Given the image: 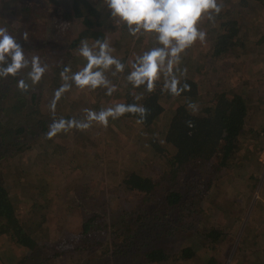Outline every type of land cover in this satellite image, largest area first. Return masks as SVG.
I'll use <instances>...</instances> for the list:
<instances>
[{
	"label": "rangeland",
	"instance_id": "rangeland-1",
	"mask_svg": "<svg viewBox=\"0 0 264 264\" xmlns=\"http://www.w3.org/2000/svg\"><path fill=\"white\" fill-rule=\"evenodd\" d=\"M241 1L222 0V3L228 16L242 11L247 24L242 27L241 35L245 36L246 46L236 47L219 63H210L211 59H203L206 54L211 53L210 42L203 44L199 41L181 54L180 61L183 63L186 57L191 56L193 64L200 63L196 78L201 80L202 94L197 111L203 109L205 103L214 99L215 95L223 92H239L248 99V134L243 139V149L239 150L242 154L245 153L244 162H241L238 152L232 166L223 172L218 168L221 164L219 160L209 165L197 163L186 166L178 178L177 190L186 201L193 203L192 207L196 210L192 216V221L196 222L195 229L188 235L182 232L169 233L167 229L158 244L171 255L188 245L195 248L202 261L210 259L215 263L219 259L224 264H243V253L250 251L249 255L253 258L248 264H264V40L261 44L258 42L264 37V1L245 0L246 4H241ZM64 7V11H72L68 5ZM81 22L82 19L72 22L49 19L45 22L47 37L55 41L60 38L71 41L83 30ZM204 26L207 27L204 22L199 25L200 28ZM122 29L123 26L118 32H109L107 37L111 47L115 49L113 55L118 59L127 56L130 61H134L137 55L155 46L153 34H137L132 38L129 32ZM116 40H121L122 47L118 48ZM88 42L90 46L94 44V41ZM82 60L84 58L77 49L73 61V67L77 71L85 64ZM109 74L112 75L111 72ZM112 83L117 85V90L111 96L106 95V89L103 88L94 91L76 88L70 90L56 102L55 110L58 108L60 113L71 116L68 120L76 115L82 120L86 116L83 110L88 105L95 106L92 110L98 112L116 103H126L127 95L132 94L135 89L125 79H113ZM162 83L163 80L157 82L156 86L159 87ZM34 88L33 92L40 96L41 84ZM54 94L43 92L44 97H39L34 105L31 103V95L25 96L43 118V115L53 117L58 114L50 108ZM178 102L174 98L164 103L165 112L149 129L137 124L135 120L121 116L120 121L109 119L106 127L92 122L87 130L73 128L51 138L35 131L36 145L33 151L21 154L13 151L3 159L0 175H6L3 176L7 181L6 185L11 188L10 193L16 195L18 217L35 247L31 249L20 246L17 251L12 252L4 244V237L11 244L13 241L9 235L2 234L0 262L150 264L143 258L134 262L135 260L132 261L121 253L114 256L113 251L118 250L109 246L110 243L106 240L97 245L99 248L94 252L97 255H89L85 252L87 246L80 243L83 238V223L95 216H102L104 223L108 225L121 221L128 223L132 216L142 211L160 208V193L163 190H159L153 198L145 197L129 191L124 181L132 173L160 182L165 174L168 175L171 166L169 159L163 160L157 156L154 146L168 148L165 133L180 104ZM16 182L19 183L18 186L15 185ZM154 203L159 204L152 205ZM188 220L191 222V218ZM204 226L215 227L227 233V239L214 252L206 249L202 236ZM106 236L105 239L109 240L110 235ZM77 244L80 247L75 249ZM11 248L16 249L12 245ZM122 248L126 246L122 245ZM144 251H147L146 248L141 250L142 253Z\"/></svg>",
	"mask_w": 264,
	"mask_h": 264
},
{
	"label": "trees",
	"instance_id": "trees-1",
	"mask_svg": "<svg viewBox=\"0 0 264 264\" xmlns=\"http://www.w3.org/2000/svg\"><path fill=\"white\" fill-rule=\"evenodd\" d=\"M255 1L263 2L264 0ZM240 3L246 4V1L242 0ZM64 5H68L72 11L70 9L64 11ZM85 11L86 13H84ZM213 16V20L207 18L202 20L207 25V27H201L206 32L203 44L210 42L209 53L211 52L209 55L206 54L203 59L209 58L211 59L210 63L211 61L219 63L236 47L246 46L245 36L242 37L241 33L242 27L244 28L247 23L244 21L242 11L228 16L225 5L218 15L213 13ZM49 19L65 22L82 19L83 30L71 41H67L66 38L55 41L53 38L47 37L48 28L47 26L45 28V22ZM120 25L115 18L110 16V12L102 0H0V26L7 27L9 32L17 37L18 42L25 52L29 53V56L35 52L44 63L49 65V71L38 83L41 84L42 93L56 92L63 83L60 73L65 66L70 67L72 72L77 71L73 67V61L82 40L94 42L97 39L104 40L108 37L109 32H118L122 26V30L128 32L126 25ZM25 31L29 33L28 41H24L22 38ZM130 37L135 38L132 35ZM263 40L264 37L259 39V44ZM116 45L118 48L122 47L121 40H116ZM190 57H186L183 63L180 61L177 66L179 71L176 72L180 76V71L187 69L186 76H180V79L182 84L187 83L191 86L190 91H185L180 96H173L167 91H162V83L159 87L156 86L151 93L142 86L126 97L127 104L140 103L149 109L146 122L139 124L147 129L155 124L165 112L164 103L170 102L174 98L178 99V103H180L175 109L174 116L171 117L169 128L165 133L168 148L154 146L157 156L163 160L169 159L171 166H169L168 175L165 174L163 181L160 182L139 173H132L124 181V185L129 191H134L145 197L153 198L155 194L159 193V190H163L160 193L162 204H152H159L160 208L142 211L136 216H132L128 223L121 221L114 225L105 224L102 216L90 217L83 223V238L80 242L87 246L85 252L89 255H97L94 253L99 248L97 245L106 240L109 241V246L118 250L113 251L114 256H119L121 253L126 258L135 260L134 262L143 258L150 264H175V262H181V264L186 262L224 264L219 259L215 263L210 259L202 261L195 248L188 245L182 246L177 253L171 255L158 244L163 235L167 233V229H169V233L182 232L186 235L191 234L194 231L193 228L195 229L196 222L192 221V216L196 210L192 207L193 203L186 201L177 190L178 178L181 177L186 166L197 163L209 165L219 160L221 164L218 168L223 172L224 169H229L232 166L238 152H240L242 160L240 161L244 162L243 155L245 153L242 154L239 150L243 149L242 142L248 134L246 129V122L250 117L248 99L239 92H223L215 95L214 99L205 103L203 109L193 114L192 110L188 108V104L194 102L199 107L202 92L201 80L196 78L198 75L196 70L200 63L193 64ZM120 60L128 65L125 72L117 73L115 76H110L108 73V77L111 81L121 78L127 82L126 76L130 71L132 61L127 56H123ZM82 63H86V61L82 60ZM29 70H23L16 77L0 79V166H2L1 161L11 153L19 152L21 154L33 151L36 145L34 142L36 132L46 136L49 126L54 120L61 118L68 120L71 117L60 113L61 110L58 108L54 111L58 113L57 116L43 115V118L40 117V111L31 106L25 96L31 95L32 105L39 97H44L42 93L38 96L33 92L34 86L38 84L31 85V81L27 78ZM21 78L31 85L28 92H22L17 88V81ZM75 88L78 89L73 85L71 90H75ZM139 94H142L143 98L140 101L134 100V96ZM98 102H101L100 99ZM92 107L95 108V106ZM92 107L88 105L87 108L92 109ZM123 116L129 120L137 121L139 119L135 114ZM74 117L79 120L78 115ZM120 120L122 117L115 121ZM189 121L191 126H189ZM3 176L6 175H0V235L10 236L13 244L6 237H4V244L12 252L17 251L20 246L32 249L35 245L30 237L28 238L18 217L15 206L16 198L14 197L16 195L10 193L11 188L6 185L7 181ZM18 184L15 183L16 186ZM161 187L163 188L160 189ZM17 197L19 196L17 195ZM155 201L148 200V202ZM190 218L191 222L188 220ZM106 235H110L109 240L105 239ZM202 236L203 241L206 242V244L204 243L206 249L209 251L218 250V246L228 237L227 233L215 227L208 228L206 226L202 227ZM95 240L98 241L94 242ZM11 245L16 249L11 248ZM122 245H125L126 248H122ZM78 247H80L79 244L75 249ZM143 248H146L147 251L142 253ZM249 252L243 253V264H248L253 258L250 257ZM90 263L88 262V264ZM0 264H3L2 261Z\"/></svg>",
	"mask_w": 264,
	"mask_h": 264
},
{
	"label": "clouds",
	"instance_id": "clouds-1",
	"mask_svg": "<svg viewBox=\"0 0 264 264\" xmlns=\"http://www.w3.org/2000/svg\"><path fill=\"white\" fill-rule=\"evenodd\" d=\"M110 12V16L127 26L132 36L137 34H153L155 46L142 54L137 55L130 63V71L126 76L128 83L134 89L142 86L151 93L157 82L163 80L162 91H167L173 96H180L185 91H190L191 86L181 83L180 76H186L187 69L180 71L176 67L180 63L181 54L193 46L198 40L203 42L206 32L199 25L203 19L213 20V13L218 15L223 8L222 0H102ZM22 38L28 41L29 33L23 32ZM115 49L111 47L107 38L97 39L93 45L85 39L78 48L79 55L84 58V66L72 72L65 66L60 73L63 83L56 90L54 99L50 105L55 110L56 102L64 93L71 90L73 85L78 89H106V95L111 96L116 90V85L108 77L124 73L126 65L115 55ZM27 72V78L31 85L38 84L47 71L49 65L41 60L35 52L29 56L16 36L9 32L5 26H0V79L16 77L23 70ZM31 85L21 78L17 81V88L22 92H28ZM142 94L135 95L134 100L140 101ZM193 114L198 105L194 102L188 104ZM86 116L82 120L75 118L54 120L47 133L51 138L60 132L70 129L87 130L92 122L103 126L108 125L109 119H118L125 114L138 115L137 124L146 122L149 109L140 103H116L114 106L102 108L100 111L84 109ZM189 126L191 122L189 121Z\"/></svg>",
	"mask_w": 264,
	"mask_h": 264
}]
</instances>
